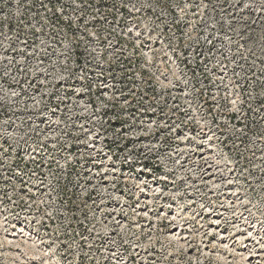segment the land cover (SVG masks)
Returning a JSON list of instances; mask_svg holds the SVG:
<instances>
[{
	"label": "rangeland",
	"instance_id": "1",
	"mask_svg": "<svg viewBox=\"0 0 264 264\" xmlns=\"http://www.w3.org/2000/svg\"><path fill=\"white\" fill-rule=\"evenodd\" d=\"M0 264H264V0H0Z\"/></svg>",
	"mask_w": 264,
	"mask_h": 264
}]
</instances>
